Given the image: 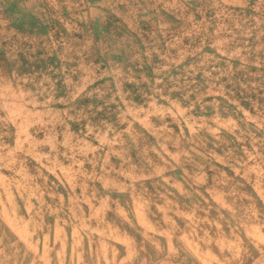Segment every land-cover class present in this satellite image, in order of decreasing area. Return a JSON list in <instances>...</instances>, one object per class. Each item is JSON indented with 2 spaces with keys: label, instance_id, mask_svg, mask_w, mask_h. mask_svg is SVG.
<instances>
[{
  "label": "rangeland",
  "instance_id": "rangeland-1",
  "mask_svg": "<svg viewBox=\"0 0 264 264\" xmlns=\"http://www.w3.org/2000/svg\"><path fill=\"white\" fill-rule=\"evenodd\" d=\"M0 264H264V0H0Z\"/></svg>",
  "mask_w": 264,
  "mask_h": 264
}]
</instances>
